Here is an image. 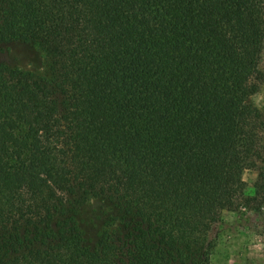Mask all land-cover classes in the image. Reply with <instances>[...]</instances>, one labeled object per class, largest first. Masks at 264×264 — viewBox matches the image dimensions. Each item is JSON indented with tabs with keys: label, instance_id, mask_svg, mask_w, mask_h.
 <instances>
[{
	"label": "trees",
	"instance_id": "16d2710c",
	"mask_svg": "<svg viewBox=\"0 0 264 264\" xmlns=\"http://www.w3.org/2000/svg\"><path fill=\"white\" fill-rule=\"evenodd\" d=\"M263 54L264 0H0V264H211L264 209Z\"/></svg>",
	"mask_w": 264,
	"mask_h": 264
},
{
	"label": "rangeland",
	"instance_id": "374dc122",
	"mask_svg": "<svg viewBox=\"0 0 264 264\" xmlns=\"http://www.w3.org/2000/svg\"><path fill=\"white\" fill-rule=\"evenodd\" d=\"M4 58L29 69L39 68L42 62L39 52L23 43L11 45ZM261 69L264 71V54ZM254 101L260 108H264V81ZM257 176L255 170L244 172L249 187H252ZM89 207L88 211L103 207V204L93 200ZM210 236L216 242L211 264H264V209L259 212L225 210L221 221L212 228Z\"/></svg>",
	"mask_w": 264,
	"mask_h": 264
}]
</instances>
